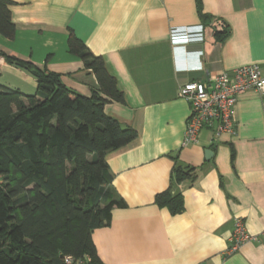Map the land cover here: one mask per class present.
Masks as SVG:
<instances>
[{
  "label": "crops",
  "instance_id": "crops-1",
  "mask_svg": "<svg viewBox=\"0 0 264 264\" xmlns=\"http://www.w3.org/2000/svg\"><path fill=\"white\" fill-rule=\"evenodd\" d=\"M7 1L14 33L0 34V86L36 90L8 55L89 96L97 82L69 53L72 33L101 57L123 96L105 112L136 137L105 158L109 190L125 206L92 232L102 264H264V95L238 98L233 134L203 129L187 147L190 110L177 96L186 83L243 66L257 65L264 77V0ZM177 168L194 178L175 183ZM169 188L181 196L178 213L155 203ZM236 218L260 241L228 254Z\"/></svg>",
  "mask_w": 264,
  "mask_h": 264
},
{
  "label": "trees",
  "instance_id": "trees-1",
  "mask_svg": "<svg viewBox=\"0 0 264 264\" xmlns=\"http://www.w3.org/2000/svg\"><path fill=\"white\" fill-rule=\"evenodd\" d=\"M9 2L0 0V34L12 38ZM225 35V32H222ZM68 51L95 77L89 96L68 89L59 76L5 55L6 61L35 79L32 95L0 86V264H102L92 240L95 229L110 221V211L124 207L109 190L107 154L136 137L105 112L123 96L103 60L72 33ZM177 168L173 181L194 178ZM171 213L182 209L171 188L155 196Z\"/></svg>",
  "mask_w": 264,
  "mask_h": 264
},
{
  "label": "built area",
  "instance_id": "built-area-1",
  "mask_svg": "<svg viewBox=\"0 0 264 264\" xmlns=\"http://www.w3.org/2000/svg\"><path fill=\"white\" fill-rule=\"evenodd\" d=\"M252 91L264 95V77L257 65H248L221 72L206 82H189L178 90V98L189 106L181 147L197 140L203 129H215V133L233 134L235 118L233 108L238 98ZM259 236L250 235L240 218L234 220L227 253L236 252L246 243L259 242ZM64 264H83L81 260L64 257Z\"/></svg>",
  "mask_w": 264,
  "mask_h": 264
},
{
  "label": "water",
  "instance_id": "water-1",
  "mask_svg": "<svg viewBox=\"0 0 264 264\" xmlns=\"http://www.w3.org/2000/svg\"><path fill=\"white\" fill-rule=\"evenodd\" d=\"M211 155V152L210 151H205V158H208L209 156Z\"/></svg>",
  "mask_w": 264,
  "mask_h": 264
}]
</instances>
